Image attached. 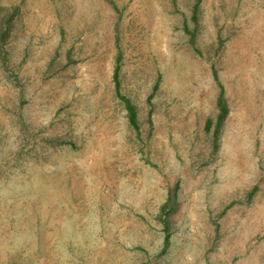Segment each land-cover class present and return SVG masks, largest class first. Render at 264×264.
Returning <instances> with one entry per match:
<instances>
[{"label": "rangeland", "instance_id": "374dc122", "mask_svg": "<svg viewBox=\"0 0 264 264\" xmlns=\"http://www.w3.org/2000/svg\"><path fill=\"white\" fill-rule=\"evenodd\" d=\"M0 6V264H264V0Z\"/></svg>", "mask_w": 264, "mask_h": 264}, {"label": "trees", "instance_id": "16d2710c", "mask_svg": "<svg viewBox=\"0 0 264 264\" xmlns=\"http://www.w3.org/2000/svg\"><path fill=\"white\" fill-rule=\"evenodd\" d=\"M202 1L203 0H194V6H193V10H192V21L195 24L199 23V16L201 13V5H202ZM7 10V8L0 6V16L3 12H5ZM16 11V10H15ZM13 11L9 16L5 17L4 20L2 19V26L0 29V59L2 62L3 67L8 70V59L6 57L5 51H4V45H5V40L7 39V37L10 34L11 31V26L14 22V19L16 17V12ZM191 35V40L194 43L195 42V38H194V33L190 34ZM117 43V47L119 49V54H118V58H117V66L115 68V72H114V83H115V88H116V92L118 97L120 98L121 101H123L125 108L127 110V115H128V119L129 122L131 124V126L136 130V132L139 135V119H138V112L136 107L133 105L132 101L130 99H128L127 97L123 96L120 92L121 90V80H120V72H121V62H122V53L120 51V47H119V38L116 41ZM194 45V44H193ZM71 60V57H69ZM213 76L215 81L218 83L219 85V89H220V94L218 97V110H219V115L217 117L216 123H213V120L208 119L205 125V130L210 132L213 129V148L214 150H218L219 149V139L220 136L222 134V129L224 126V123L227 119V117L229 116V106L228 103L225 99V88L224 86L221 84L220 79H219V75H218V71L216 70V68L213 67ZM17 85V84H16ZM257 189H254L250 194H249V198H253L255 196V194ZM176 210V205L174 204L173 206H169V203H167L161 210V216H160V220L164 226V232H165V240H164V249L162 251V254H165L168 252L170 246H171V240H172V231H171V226H170V222H169V218L171 217V215L175 212Z\"/></svg>", "mask_w": 264, "mask_h": 264}]
</instances>
